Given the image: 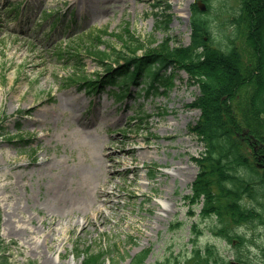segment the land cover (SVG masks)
Segmentation results:
<instances>
[{"label":"rangeland","instance_id":"374dc122","mask_svg":"<svg viewBox=\"0 0 264 264\" xmlns=\"http://www.w3.org/2000/svg\"><path fill=\"white\" fill-rule=\"evenodd\" d=\"M98 1L82 11L71 0H0V264H83L87 252L129 264L144 250V264H157L207 244L232 260L187 198L205 150L193 129L197 79L170 68L158 94L133 88L123 102L84 84L106 73L91 46L127 52L117 34L146 49L167 38L189 45L197 0ZM239 2H214L221 43ZM100 30L104 43H93ZM261 242L250 245V264H264Z\"/></svg>","mask_w":264,"mask_h":264},{"label":"trees","instance_id":"16d2710c","mask_svg":"<svg viewBox=\"0 0 264 264\" xmlns=\"http://www.w3.org/2000/svg\"><path fill=\"white\" fill-rule=\"evenodd\" d=\"M207 3L208 11L203 13L197 4L191 6L192 18L191 43L187 47L173 46L169 38L165 39L158 48H147L145 44L138 43L131 34L130 40L124 41L122 35L117 34V40L129 46L127 52L122 45L117 49L108 44L104 50L91 46L90 54L104 68L105 76L98 75L97 81L89 82L91 85L104 82L103 85H117L119 91L113 90L119 101L123 100L128 89L138 85L140 79L149 84L148 95L158 94L159 88L167 86L169 78L166 73L170 68H180L197 79L202 94L193 106L201 108L202 116L193 128L206 143L207 150L202 158L195 159L201 166V172L193 187L191 200H199L206 196L207 204L200 213V218L212 220L209 230L217 237L232 242L239 238L237 259L246 261L248 247L252 241L239 236L237 226L250 224L256 235V222L264 224V205L257 206L258 212L243 209L239 204L241 198L249 194L257 205L264 195V182L262 186L245 187L242 183H251L253 172L249 169L248 176L225 177V173L238 174L241 159V141L236 134L249 130L250 134L260 138L258 127L264 126V45L262 46L264 31V0H240L234 12L231 24L235 30L226 36L231 43L213 42L214 33L212 21L214 0H203ZM170 9V7L168 8ZM251 31L258 44L249 40L252 54L249 61L256 60L259 64L246 66L236 43ZM106 31H99L93 38V43L102 44ZM149 42L151 40H148ZM254 48H256L254 50ZM144 50L141 55L137 50ZM130 52V53H129ZM258 65L259 71L255 75ZM254 68V69H252ZM245 70L249 73L243 74ZM94 90L100 87L94 86ZM105 89L103 86L102 90ZM248 169L249 164H244ZM240 183V184H239ZM225 205H224V202ZM228 200V201H227ZM229 202V203H228ZM224 205V209L222 207ZM256 221V222H255ZM195 236L201 232L197 226H192ZM253 245L257 246V243ZM262 247V245L258 246ZM243 249V250H242ZM148 251L136 254L129 264H144ZM83 264H105V255L102 253H86ZM172 259V258H171ZM168 259L158 264H227V258L218 248L211 244L205 247H194L191 254L183 258Z\"/></svg>","mask_w":264,"mask_h":264},{"label":"flooded vegetation","instance_id":"af4514ba","mask_svg":"<svg viewBox=\"0 0 264 264\" xmlns=\"http://www.w3.org/2000/svg\"><path fill=\"white\" fill-rule=\"evenodd\" d=\"M260 35H263V39H262V46H263L264 45V31H261ZM251 39L252 41L254 40L255 42L254 44H258L257 43L258 41L255 40L254 33L251 31L250 32L247 31V34L243 38L241 37L239 39L240 45L237 47L238 51L241 53L244 64L249 67H252L256 63L259 64V61L256 62V60L249 61L252 51H250V46H249L251 42H248V41ZM228 40L229 39H227V37L224 38V42H228ZM213 42L215 43L218 42V39L214 37ZM229 43H231L230 40H229ZM255 49L256 48H254V50ZM254 68H257V70L254 73L255 75H257L260 68H258V65H256ZM248 73L249 71L244 69L243 74L247 75ZM258 129H259V132L261 133L260 138L256 137L253 134H250L249 130L244 131L238 134L237 136L238 137L242 136L241 144H242V148L244 149L241 151V153L243 155L244 161L246 162L249 161V169L252 168L253 170L257 172V173H253L252 176L256 175L264 180V126L263 127L259 126ZM252 185L253 183H251V187ZM246 197H247L246 204H250V202H252L253 199L249 197V194L246 195Z\"/></svg>","mask_w":264,"mask_h":264},{"label":"bare ground","instance_id":"6f19581e","mask_svg":"<svg viewBox=\"0 0 264 264\" xmlns=\"http://www.w3.org/2000/svg\"><path fill=\"white\" fill-rule=\"evenodd\" d=\"M171 1L174 2V3H177V0H171ZM71 2L74 3V4H79V6H80L82 11L85 9V7H87V6L91 5V4L99 3L98 0H71ZM107 93L109 94V91H107ZM47 238L48 237H45V241L47 240Z\"/></svg>","mask_w":264,"mask_h":264},{"label":"water","instance_id":"95a60500","mask_svg":"<svg viewBox=\"0 0 264 264\" xmlns=\"http://www.w3.org/2000/svg\"><path fill=\"white\" fill-rule=\"evenodd\" d=\"M199 6H200V8H201L202 10H205V9H206V6H205L204 4H202V3H199Z\"/></svg>","mask_w":264,"mask_h":264}]
</instances>
